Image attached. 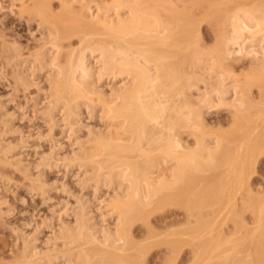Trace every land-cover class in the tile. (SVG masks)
I'll list each match as a JSON object with an SVG mask.
<instances>
[{
  "label": "bare ground",
  "instance_id": "bare-ground-1",
  "mask_svg": "<svg viewBox=\"0 0 264 264\" xmlns=\"http://www.w3.org/2000/svg\"><path fill=\"white\" fill-rule=\"evenodd\" d=\"M60 9L36 11L43 37L27 56L16 42L5 43L7 77L16 91H27L36 85L33 72L47 73L41 113L49 124L62 121L68 140L81 139L82 108L99 111L105 128L89 133L72 155L39 153L32 165L19 158L26 135L14 144L2 136L0 161L22 173L44 202L51 198L45 170L75 168L74 177L81 171L79 185L91 187L95 198L103 188L113 191L114 223L106 227L101 212L94 218L85 196L70 210L61 202L49 210L46 228L67 211L73 219L52 226L53 248L39 251L36 234L23 236L16 264H147L154 249L164 251L161 264H264V190L249 184L264 151V0H60ZM236 55L250 61L241 74L227 63ZM101 81L122 85L106 94ZM218 107L231 113L227 130L208 125L206 114ZM165 204L180 207L183 219L156 231L149 221ZM137 223L146 227L145 238L134 235ZM182 253L187 261L179 260Z\"/></svg>",
  "mask_w": 264,
  "mask_h": 264
},
{
  "label": "rangeland",
  "instance_id": "rangeland-1",
  "mask_svg": "<svg viewBox=\"0 0 264 264\" xmlns=\"http://www.w3.org/2000/svg\"><path fill=\"white\" fill-rule=\"evenodd\" d=\"M74 6L77 8L79 5L75 4ZM48 9L52 13L54 12V14L59 12L61 10L60 0H0V75L4 73V75H6L7 77L9 76L8 73H11V69H12V67H10L11 64H9L6 60V52L4 48V45L6 42H9V43L16 42L18 46L20 47V50H21L20 52L21 54H23V57L27 56L29 53L39 48V46L41 45V43L39 42L42 41L40 37L41 36L43 37L42 29L41 27H38V23H36L37 21L35 20L36 18L33 16L36 14V11L38 10L45 11ZM210 30H211V27H208L205 25L202 31L203 34L207 35L208 43H212L213 41L212 33L210 32ZM72 42L75 44L76 39L75 38L72 39ZM233 58L234 59L229 60L227 63L230 64L231 69L233 70L234 73L241 74L245 72L246 70H248V68L250 67V61L247 57L236 55V57L233 56ZM232 60L233 62H231ZM6 69L8 71H6ZM37 73L39 72H33L34 77H32L33 79L32 83L36 84L35 87H37V81H38L40 84L38 86H40L41 89L43 87L42 89L43 91L40 90L41 92L40 91L36 92V90L38 89H36L34 85L32 84H31V87L29 86V88H27V91H23L22 89L21 91H16L12 83H10L12 81L10 77L3 79L0 76V105L4 107V109L6 108V110L4 111L0 110V129L3 128L4 130L5 127H3V124L8 121L7 122L8 126H6L8 133L6 135H1L0 138H2L3 136L4 139L7 138L6 142L8 140V141H12V143L14 141H15L14 143H17L16 139H19L20 136L22 139V135H26V138L22 139L24 143L26 142L25 147L28 146L27 148H24V153L22 152L24 156L22 155V153H20V157L17 155V153L19 154V151L20 152L23 151V148H21V150L19 149H16L18 151L15 150L16 151L15 157L17 158L19 157L20 159H23L26 162L29 161L26 163L22 160L24 164L29 163L31 165L34 164V162H36L37 159H39L40 154L44 155L46 153L45 155L47 156L50 155L51 157H54L56 155L55 152H57L58 154L57 156H59L60 158L57 156L56 158L61 159L62 156L66 158L73 154L74 149H75V152L77 149H79L80 143L82 144L88 139L87 136L90 135L89 133L99 132L100 130H104L105 128V127H102V126H105L104 124L105 119L102 118V115L99 111L94 112V111H91V109L88 110L86 108L85 109L82 108L81 113L82 112L83 113L79 117L80 124L78 125L80 126V131L77 133L79 138L81 139H79V141L77 140L76 142V140L74 141L75 137L70 136L71 139L68 140L69 138H66L67 136L65 135V133H63V129L65 125L62 121H59V123L57 121L56 122L57 125L55 123L54 125L52 122H50L49 124V121L47 120V118L43 116L44 114H46L45 104L47 100H49V98L47 99L48 97L47 95H49V91H47V89H49L50 83L48 81L49 79L47 77V73L45 74L44 71L40 72L39 74ZM119 83L121 86L122 82L101 81L99 83L100 85L99 88L102 89L106 94L107 93L110 94L111 90L113 91L115 89L114 87L118 85ZM116 87H119V85ZM252 91L254 95H257L256 87H253ZM35 96H37V98H35ZM32 97L35 98V101H33L34 99L32 100ZM36 100H39V101H36ZM43 103L45 104L43 105ZM41 108L45 110H42ZM0 109H3V108L0 107ZM41 110L45 112L43 115H42L43 112ZM4 112L9 113V114L8 115L6 114L3 118L1 114L4 115L5 114ZM10 113H13L14 115ZM96 113L98 114L100 113V114L98 115ZM12 116L13 117L15 116V117L13 118ZM5 117L9 118V120ZM12 118L13 120H11ZM57 118L59 119V116ZM4 119L6 122H3ZM206 119L211 129L218 130L220 128L219 130H223L227 127L225 129L227 130L229 128V124L231 123V113L224 107H218V108L211 109L209 113L206 114ZM11 121H12V124L10 123ZM9 126L10 127L14 126L16 130L14 131V128L13 127L10 128ZM18 129L20 131H17ZM20 132L21 133L23 132V133L21 134ZM1 133H2V130H0V134ZM47 136L49 138L53 136L52 138H50L52 141L51 140L49 141V138ZM83 139L85 141H83ZM49 142L52 144H50ZM54 142H55V145H54ZM34 146L35 147L37 146V147L35 148ZM47 153H54L55 155H51ZM257 155H258L257 156L258 159L255 165L254 172L250 177L251 179H249L251 181V182L249 181V184H252L250 186L255 191H263L264 190V151L258 152ZM4 165L5 163L3 161H0V206L2 205L0 207V264H14V263L16 264L19 261V259L22 256L21 250L23 249V242H24L23 236L25 240V238L28 237L29 235H30L29 237H31V235L36 234L34 237H37V241H35L36 243L35 242L34 243H35L36 249L39 251L40 249H42L43 251H45L46 249L47 251L53 248V244L55 243V241H57L53 239L54 236L57 234V233H54L55 229L58 230L61 224L65 223V221L68 222L73 219L71 211H67V214L61 217L63 219L61 218H60L61 220L52 219L51 227L46 228V225L44 224L47 223L46 220L51 216V213L49 210H51V207H54V206H55L54 208L56 209L62 208L63 204H61L60 206L61 202L62 203L65 202V204L68 203L69 205L67 204L66 206H68L69 208L68 210H70V207L72 206L78 207V205L75 203H76V200L79 198V196L80 197L85 196L84 198H82V200L85 201L89 199L87 200L88 204L92 207L93 206L96 207V208L93 207V209L92 207L90 208L91 212L93 211L92 215L94 216V218L98 214V212H101L104 215L103 219H104V225L106 227L107 225L110 226L111 224L114 223V220H113L114 216H112L110 213L111 205H109L111 203L110 199H112L111 196L113 194V191L111 189L103 188L104 191L102 189L98 191V193H96V198H95L94 195L92 194L93 189L91 187L84 188V184L82 183H81L82 185H79L78 180L82 178L81 171L78 172L77 174L78 178H77V177H74L76 176L75 171L77 173V170L75 168L71 170H68V169L66 170L65 167L58 166V168L55 167V168H52L51 170H45L46 172L44 171V178H45L44 180L46 184L48 183L47 188L50 189V191L48 190L49 194L46 196H48L49 198L51 197V198L46 200V202H44L43 197L39 195H35L28 190L27 184L29 182L27 179L24 178V175L22 173H20L14 166L12 168V165L8 166L9 164L7 163H6L7 166L6 165L4 166ZM33 173H35V170ZM253 180H254V183L252 182ZM81 186H83V190ZM253 186L256 188L254 189ZM63 188L65 189L64 191L66 192L61 191V189L63 190ZM90 199L93 200L92 201L93 203L92 202L90 203L91 201ZM98 199H100V201L103 200L100 203L101 205V207L99 208L100 210L97 208V206L99 207V205H97L99 204V202H97L96 204V202L94 201V200L99 201ZM106 204L108 207L105 209L104 207L102 208V206ZM159 209L160 210H156L155 213L151 215L152 217L150 216L151 218L149 221V224L150 223L152 224V225L150 224V226L151 227L153 226L154 230L156 231L167 230V228L170 229L176 226L178 222H180L183 219L182 209L178 206L165 204V206L164 205H162V207L160 206ZM94 213H96V215ZM96 219H98V215ZM38 224L40 227L38 226ZM34 226H36V228ZM52 226L55 227V229ZM136 226H140V228H136ZM136 226L134 230V235H136V238L138 239L145 238L146 227L140 223H137ZM19 228L22 229L23 231L19 230ZM34 228L35 229L38 228L37 230H39L40 228V232L38 233V231H35ZM51 228H52V231H51ZM57 243H59V241ZM154 250H152L145 257L146 260L144 263L153 264L156 262L157 264H161L163 260L164 251L158 252L157 254L153 253L154 254L153 256L152 252H155ZM181 259L183 261H187L188 255L186 254L185 256V254L182 253L180 255L179 260Z\"/></svg>",
  "mask_w": 264,
  "mask_h": 264
}]
</instances>
